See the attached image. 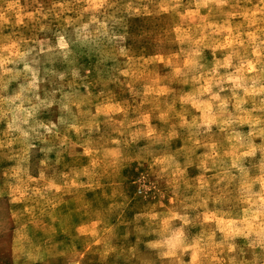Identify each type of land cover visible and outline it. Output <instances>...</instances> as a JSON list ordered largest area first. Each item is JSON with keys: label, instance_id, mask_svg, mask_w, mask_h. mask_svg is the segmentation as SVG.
Masks as SVG:
<instances>
[{"label": "clouds", "instance_id": "1", "mask_svg": "<svg viewBox=\"0 0 264 264\" xmlns=\"http://www.w3.org/2000/svg\"><path fill=\"white\" fill-rule=\"evenodd\" d=\"M0 264H264V0H0Z\"/></svg>", "mask_w": 264, "mask_h": 264}, {"label": "rangeland", "instance_id": "2", "mask_svg": "<svg viewBox=\"0 0 264 264\" xmlns=\"http://www.w3.org/2000/svg\"><path fill=\"white\" fill-rule=\"evenodd\" d=\"M134 178L138 179L139 177L138 176H134ZM149 197H151V193H148L147 194Z\"/></svg>", "mask_w": 264, "mask_h": 264}]
</instances>
